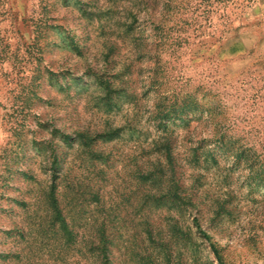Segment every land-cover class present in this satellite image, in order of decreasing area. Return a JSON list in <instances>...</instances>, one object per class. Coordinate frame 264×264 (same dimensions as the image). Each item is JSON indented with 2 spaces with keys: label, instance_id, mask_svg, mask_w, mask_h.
<instances>
[{
  "label": "rangeland",
  "instance_id": "1",
  "mask_svg": "<svg viewBox=\"0 0 264 264\" xmlns=\"http://www.w3.org/2000/svg\"><path fill=\"white\" fill-rule=\"evenodd\" d=\"M0 264H264V0H0Z\"/></svg>",
  "mask_w": 264,
  "mask_h": 264
},
{
  "label": "trees",
  "instance_id": "2",
  "mask_svg": "<svg viewBox=\"0 0 264 264\" xmlns=\"http://www.w3.org/2000/svg\"><path fill=\"white\" fill-rule=\"evenodd\" d=\"M194 226H195V228L197 229V233L200 234L201 236H204V233L199 229V227H198V223H197V222H194ZM212 253H213L214 257H215L218 261H220V258L218 257L217 252H216L215 249H212Z\"/></svg>",
  "mask_w": 264,
  "mask_h": 264
}]
</instances>
